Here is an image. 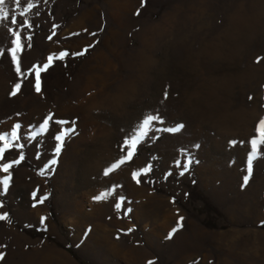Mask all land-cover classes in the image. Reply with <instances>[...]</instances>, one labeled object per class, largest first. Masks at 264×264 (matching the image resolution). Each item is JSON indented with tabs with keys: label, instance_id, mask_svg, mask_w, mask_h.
Instances as JSON below:
<instances>
[{
	"label": "rangeland",
	"instance_id": "1",
	"mask_svg": "<svg viewBox=\"0 0 264 264\" xmlns=\"http://www.w3.org/2000/svg\"><path fill=\"white\" fill-rule=\"evenodd\" d=\"M7 7L32 27L0 23V51L15 47L8 29L16 27L28 74L17 73L10 52L0 56V165L24 155L0 170V181L10 178L0 193V214L10 217L0 222V264H264V157L241 187L248 142L264 118V0ZM88 45L82 57L55 59ZM49 55L37 93L34 74ZM148 114L164 123L145 126L131 159L105 176ZM49 116L68 123L40 129ZM180 124L177 133L154 130ZM62 128L75 131L54 156Z\"/></svg>",
	"mask_w": 264,
	"mask_h": 264
},
{
	"label": "snow or ice",
	"instance_id": "2",
	"mask_svg": "<svg viewBox=\"0 0 264 264\" xmlns=\"http://www.w3.org/2000/svg\"><path fill=\"white\" fill-rule=\"evenodd\" d=\"M7 2L8 0H0V23H5L7 22L8 24H10L11 26H16L19 24L20 28H23L25 26H27L28 28H31L32 25L29 24L27 21L20 23L17 19V16L14 14V10L10 11L7 7ZM13 3H15L17 6H20L21 4V0H13ZM31 4L28 5L29 8H31ZM26 11V9H25ZM24 14V11H21L20 15L22 16ZM55 27V26H54ZM9 33L14 37V39H12L11 44L15 45V47H9L8 49H5L3 51H0V56H6V54L8 52L11 53V61L17 65L16 67V71L17 73L21 74V75H28L27 73H21V68L19 66V60L17 57V51L23 49L22 44L20 43L21 40V34L19 32V30L16 27H9L8 29ZM74 35H78V33L74 34ZM91 35H96L95 33H91ZM27 40H31V36H27L26 37ZM49 40L52 39L51 36L48 37ZM94 45H88L86 48L82 49L79 52L76 53H69L67 50L65 51H61L58 54H55V59L57 60H64L65 58L72 56V57H82L84 55H86L89 50L93 47ZM259 59L257 60V62H259ZM54 61V56L53 55H49L47 57V63L44 64L42 67L41 66H37L38 70L35 71V84H34V88L35 91L37 93H39L41 91V71H46L53 63ZM21 85L19 83H17L15 85V90L11 92V95H16L17 91L20 89ZM168 98V93L167 91H165L164 93V99L166 100ZM249 99L251 100L252 97H249ZM52 122L53 124H65L68 123L66 121H56L53 120L52 116H49L47 118H45V120L43 121V123L40 125V129L45 130L51 127L49 122ZM154 122H158V123H164L163 119L159 116V114H148L146 115L143 120L141 121V123L137 126L136 130L131 134V136L129 138H126L124 141V144L121 146V151L125 152V155L120 157V159L116 162L113 163L111 165V167L107 170H105L104 175L107 176L113 169L118 168L121 164L125 163L126 161L130 160L131 157L134 155V151H135V147L137 145V142L140 140L141 136L144 135L143 129L145 126H149V127H153ZM15 128H20L21 126L19 124L14 126ZM184 127V125L180 124L177 125L175 127H171V128H163V129H154L156 131H163V132H167V133H177L179 132L182 128ZM75 129L74 128H69V129H65L62 128L60 129L56 134L53 135V140L56 142L54 145V156H58L61 151H62V146L64 143V137H65V133H69L71 134L72 132H74ZM13 135L15 133H12ZM35 135V133H34ZM5 141V135H0V142H4ZM233 144H235L236 142H232ZM250 144V151L247 154V158H246V174L243 176L242 178V184L241 187L245 188L252 176H253V171H254V161L258 158L264 157V152H260L259 151V145L264 144V118H262L257 126H256V135L253 136L250 141L248 142ZM20 148L23 147V145L19 146ZM198 147V146H197ZM5 152H6V148L5 147H0V160H3L4 156H5ZM24 159V155L23 152L20 153L19 158L16 159L15 161L12 162H7V163H3L2 165H0V170H2L4 173L9 172V170L13 167L14 164L18 165L21 160ZM57 163V160L54 158L49 162V166L51 165H55ZM188 163H191V160L188 161ZM188 164H184L183 168L184 170H187ZM149 169L146 167L138 172H134L133 173V179L136 180L137 182H139V177L141 176V174H148ZM43 175V173H41ZM181 175H183V171L180 173ZM9 179L8 177L4 178L2 181H0V193L6 192L8 187H9ZM33 199L36 198L37 193L33 192L32 193ZM104 194H101L100 196L95 197L96 200H102L103 199ZM47 199L46 196H41L38 203H43V201ZM123 201V198H121L120 202H117L115 207L117 209H119L121 207V203ZM35 206V205H33ZM0 207H3L2 202H0ZM46 218L42 217L41 218V224H44ZM10 220V217L5 213V214H0V222L3 221H8ZM176 229H173L172 232H170L168 234V236L166 237V239H172L174 233H175ZM4 258V254L0 253V260H2Z\"/></svg>",
	"mask_w": 264,
	"mask_h": 264
}]
</instances>
